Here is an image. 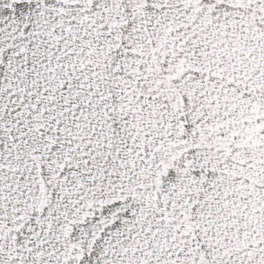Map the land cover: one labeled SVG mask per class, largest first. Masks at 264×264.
Returning <instances> with one entry per match:
<instances>
[{
  "label": "snow or ice",
  "instance_id": "obj_1",
  "mask_svg": "<svg viewBox=\"0 0 264 264\" xmlns=\"http://www.w3.org/2000/svg\"><path fill=\"white\" fill-rule=\"evenodd\" d=\"M0 264H264V0H0Z\"/></svg>",
  "mask_w": 264,
  "mask_h": 264
}]
</instances>
